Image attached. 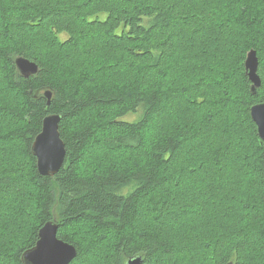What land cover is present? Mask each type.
Returning <instances> with one entry per match:
<instances>
[{
  "label": "trees",
  "instance_id": "1",
  "mask_svg": "<svg viewBox=\"0 0 264 264\" xmlns=\"http://www.w3.org/2000/svg\"><path fill=\"white\" fill-rule=\"evenodd\" d=\"M0 103V264L50 221L71 264H264V0H0ZM53 114L50 177L32 145Z\"/></svg>",
  "mask_w": 264,
  "mask_h": 264
},
{
  "label": "water",
  "instance_id": "2",
  "mask_svg": "<svg viewBox=\"0 0 264 264\" xmlns=\"http://www.w3.org/2000/svg\"><path fill=\"white\" fill-rule=\"evenodd\" d=\"M15 64L25 79L36 75L39 71L35 62L23 57H19ZM245 68L251 82V92L256 94L262 86V79L258 74L259 59L256 51L251 50L247 54ZM46 97L50 104L52 93H46ZM262 113H264V104L251 108V117L258 128L260 139L264 141V126L259 123ZM60 122L59 115L47 116L43 121L42 131L32 145L40 175L54 177L65 162L66 146L59 132ZM58 231L59 225L56 221L46 223L39 231L36 245L23 254V264H71L78 257V250L76 246L58 238ZM143 262L142 257H136L129 259L127 264H143Z\"/></svg>",
  "mask_w": 264,
  "mask_h": 264
},
{
  "label": "snow or ice",
  "instance_id": "3",
  "mask_svg": "<svg viewBox=\"0 0 264 264\" xmlns=\"http://www.w3.org/2000/svg\"><path fill=\"white\" fill-rule=\"evenodd\" d=\"M0 107H3V104L0 103ZM259 123L261 124V126H264V113L261 114L260 119H259ZM0 187H2V182H0ZM179 226V225H177Z\"/></svg>",
  "mask_w": 264,
  "mask_h": 264
},
{
  "label": "rangeland",
  "instance_id": "4",
  "mask_svg": "<svg viewBox=\"0 0 264 264\" xmlns=\"http://www.w3.org/2000/svg\"><path fill=\"white\" fill-rule=\"evenodd\" d=\"M135 119V117L134 116H132L129 120H134ZM78 250V249H77Z\"/></svg>",
  "mask_w": 264,
  "mask_h": 264
},
{
  "label": "bare ground",
  "instance_id": "5",
  "mask_svg": "<svg viewBox=\"0 0 264 264\" xmlns=\"http://www.w3.org/2000/svg\"><path fill=\"white\" fill-rule=\"evenodd\" d=\"M65 242V241H64ZM65 243H67V242H65ZM67 244H69V243H67ZM70 245H72V244H70ZM79 253V252H78Z\"/></svg>",
  "mask_w": 264,
  "mask_h": 264
}]
</instances>
